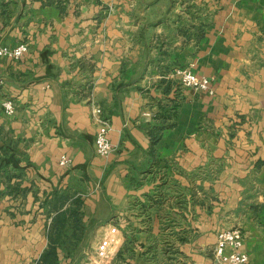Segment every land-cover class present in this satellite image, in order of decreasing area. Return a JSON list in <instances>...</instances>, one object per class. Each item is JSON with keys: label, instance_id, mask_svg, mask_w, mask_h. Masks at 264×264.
Listing matches in <instances>:
<instances>
[{"label": "crops", "instance_id": "obj_1", "mask_svg": "<svg viewBox=\"0 0 264 264\" xmlns=\"http://www.w3.org/2000/svg\"><path fill=\"white\" fill-rule=\"evenodd\" d=\"M216 3L0 0V46H29L0 57L1 136L20 139L24 168L11 185L28 188L10 194L0 179V264L40 260L55 215L40 201L70 184L90 245L107 224L126 234L108 264H217L205 250L236 227L247 264H264V0ZM181 67L214 94L180 86ZM97 108L111 124L105 157Z\"/></svg>", "mask_w": 264, "mask_h": 264}, {"label": "trees", "instance_id": "obj_2", "mask_svg": "<svg viewBox=\"0 0 264 264\" xmlns=\"http://www.w3.org/2000/svg\"><path fill=\"white\" fill-rule=\"evenodd\" d=\"M2 134L3 130L0 129V150L3 152V156H0V179L1 177L5 178L8 183L7 190L10 194L25 195L28 188H23L20 183L11 185L12 179L21 178L24 171V168L20 166V151L15 143L11 140H5L1 136ZM159 140V135L152 134L153 147ZM9 166L11 169H9ZM53 196L54 200L51 202L46 199V203H50L51 208L48 215L51 217V214L55 213L48 232L49 245L36 264H59V250L65 252L67 256L72 252L69 245H66L67 241H62V238H72L79 241L80 236L76 232H82L86 229L82 211L84 206L82 198L80 196H70L68 192H60L58 189L54 190ZM45 204L43 208L47 209ZM69 232H71V235L68 234ZM73 249L76 250L77 246H74Z\"/></svg>", "mask_w": 264, "mask_h": 264}, {"label": "built area", "instance_id": "obj_3", "mask_svg": "<svg viewBox=\"0 0 264 264\" xmlns=\"http://www.w3.org/2000/svg\"><path fill=\"white\" fill-rule=\"evenodd\" d=\"M28 44L22 43L16 47L0 46V57L10 60H20L28 52ZM176 74L180 78L181 85L191 91L214 94L212 87L213 79L206 76H197L191 68L178 69ZM5 115L13 116L16 113V104L13 100H7L3 104ZM94 120L97 126L95 136L96 153L99 156H108L113 151V145L110 139L111 124L106 119L101 109L97 108L94 111ZM69 160L63 159L61 165L66 167ZM115 227V226H114ZM116 228V227H115ZM244 235L239 228L223 229L218 233L217 242L214 249V258L217 264H247L249 256L243 252ZM98 258L102 261L101 264H108L114 256L108 254L106 250L96 251ZM116 255V254H115Z\"/></svg>", "mask_w": 264, "mask_h": 264}, {"label": "rangeland", "instance_id": "obj_4", "mask_svg": "<svg viewBox=\"0 0 264 264\" xmlns=\"http://www.w3.org/2000/svg\"><path fill=\"white\" fill-rule=\"evenodd\" d=\"M215 3L217 2V0H214ZM217 4V3H216ZM199 13L202 14L203 16V20L206 21L207 16H209L211 14V11L209 9V7H203L202 11H199ZM203 26H205V24H203ZM162 40H159V42H161ZM173 40H170L169 42H172ZM153 46V45H152ZM154 60V61H153ZM151 63H156L157 66H161L163 65L161 62V60H157L156 58H152L151 59ZM190 68V67H189ZM178 69H185L184 67L181 68H177ZM178 82L180 83L181 86V82L180 79L178 80ZM11 140V142L15 143L18 146V141H20L19 138L16 139H9ZM80 187L77 184H70L69 186L64 185L63 187H59L58 190L60 192H65L70 195V196H78L79 192H80ZM35 192H39L40 188L38 190V188H36L34 190ZM53 192H50L49 194L46 195V197L42 198V201H40V207H43L44 204L46 203V199L47 201L51 202L54 200V196H53ZM47 207L44 208L45 209V214L48 215V211L51 210L50 208V203H46L45 204ZM223 218L220 217V220H222ZM104 227L103 230H101L100 232H96L95 236L91 242V245L89 244L88 240H89V236L91 234V236L94 233V230L92 229L91 231H87V229H84V231H77L76 234L78 236H80V240L76 241L73 240L72 238H66L63 237L62 241H67L66 245H69L70 250L72 251L71 254L67 257L68 258V262L69 264H101L102 262H104V260L102 261L100 258H98V255L96 254V251H101V250H106L108 252L109 255L111 256H115L116 252L118 251V248L120 246V236L126 235L125 232H121V235L118 231L117 228L114 227V225L112 224H107ZM101 227V228H102ZM100 228V229H101ZM238 228V227H236ZM221 231V230H220ZM69 235H71V232L68 233ZM130 235L132 236L133 233L132 231L130 232ZM128 235V236H130ZM82 244V245H81ZM74 246H77V249H73ZM214 249L215 246L213 247H209L208 249L205 250V252H207L210 256H213L214 258ZM172 254L176 255L177 253H179L178 250H173V252H171Z\"/></svg>", "mask_w": 264, "mask_h": 264}]
</instances>
